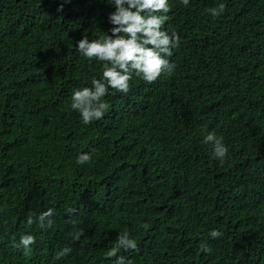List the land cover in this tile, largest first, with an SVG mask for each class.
<instances>
[{"label":"trees","instance_id":"trees-1","mask_svg":"<svg viewBox=\"0 0 264 264\" xmlns=\"http://www.w3.org/2000/svg\"><path fill=\"white\" fill-rule=\"evenodd\" d=\"M166 2L0 0V264H264V0Z\"/></svg>","mask_w":264,"mask_h":264},{"label":"clouds","instance_id":"clouds-1","mask_svg":"<svg viewBox=\"0 0 264 264\" xmlns=\"http://www.w3.org/2000/svg\"><path fill=\"white\" fill-rule=\"evenodd\" d=\"M166 6H167V2H166V0H164V7H165V9H166ZM81 43H82V41L80 40V45H81ZM99 110H100V107L97 108L96 114H97V112ZM84 118H86V117H84ZM11 153H12V156H13V158L15 160H17L19 162H23V160H22L23 157L21 155H19L17 152L13 151L12 149H11ZM39 221H40V224H41V227L42 228H49V225H48V223L45 220L39 219ZM35 242H36V239H35V236L34 235L24 236L25 251H28L31 248V246L35 244ZM186 264H192V260H187L186 259Z\"/></svg>","mask_w":264,"mask_h":264}]
</instances>
